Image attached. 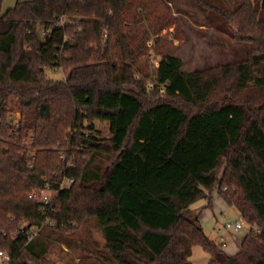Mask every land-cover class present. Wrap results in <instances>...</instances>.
I'll return each instance as SVG.
<instances>
[{"label":"trees","instance_id":"16d2710c","mask_svg":"<svg viewBox=\"0 0 264 264\" xmlns=\"http://www.w3.org/2000/svg\"><path fill=\"white\" fill-rule=\"evenodd\" d=\"M4 1L0 252L13 264H44L54 236L95 219L104 239L95 264H192L194 247L209 264H264V0H196L220 17V33L250 52L191 73L166 54L156 69L163 93L147 90V34L135 44L122 30L132 0H17L3 12ZM179 102L205 110L189 113ZM96 123L107 124L106 136ZM64 175L74 185L54 201L56 212L40 213L29 194ZM214 192L250 227L235 255L206 236L199 214H187L200 200L212 207ZM47 215L55 227L29 244L16 237Z\"/></svg>","mask_w":264,"mask_h":264},{"label":"rangeland","instance_id":"374dc122","mask_svg":"<svg viewBox=\"0 0 264 264\" xmlns=\"http://www.w3.org/2000/svg\"><path fill=\"white\" fill-rule=\"evenodd\" d=\"M240 1L237 0V3ZM16 2L17 0H5L3 12L13 8ZM130 7L122 30L135 44L142 40L145 33L147 34L145 36L144 54L140 56L143 64L142 70L149 75L146 80L156 73L149 58V54L153 52L157 55L156 60L166 54L181 59L185 73L235 64L243 61L250 52L249 44L235 42L216 29L215 25L222 21L217 14L206 6L205 1L132 0ZM135 16L139 19L137 23H134L133 18ZM117 52L118 50L114 49L111 50L110 54L111 56L114 55L113 58H115ZM46 74L49 78L57 80L66 76V73L62 71L47 70ZM140 75V73L137 75L138 79L141 78ZM178 106L189 113L205 110V106L187 105L183 102H179ZM18 114V110L13 112L9 117L10 122ZM96 125L105 136L108 134L107 124L96 123ZM224 161L222 169L226 166ZM222 169L218 173L219 177L222 175ZM207 204V200H200L191 206L187 214L190 215L194 209ZM220 204L217 203L214 210L211 208H209L211 210H205L201 215L200 223L206 236L214 241L218 247H221L220 237H225L227 247L222 248V250L231 254L235 252L234 249H240L242 240L250 227L245 224L241 234L226 231L227 220L241 219V215L236 208ZM65 237L70 241L71 247L63 240ZM63 238L54 236V244L44 264H95V253L100 252L104 247L101 229L95 219L88 220L78 230L66 236L63 235ZM80 255H83L84 258H80ZM210 260V255L201 247L193 248V254L190 258L192 264H209Z\"/></svg>","mask_w":264,"mask_h":264},{"label":"built area","instance_id":"2783aa9c","mask_svg":"<svg viewBox=\"0 0 264 264\" xmlns=\"http://www.w3.org/2000/svg\"><path fill=\"white\" fill-rule=\"evenodd\" d=\"M60 25H64V20L61 18ZM44 34V32L42 31ZM156 54L153 52L149 54L150 62L153 63L155 70L159 67L162 58H158L156 60ZM152 65V64H151ZM152 65V66H153ZM149 79V78H148ZM145 80L147 83V90L149 92L153 91L156 87L159 88V90L163 93L165 91V85H157L156 83V73L151 75V78L149 81ZM21 116L18 114L16 118H14L11 122V128L17 129L19 127ZM61 159L65 161L66 155L63 153L61 155ZM67 168L73 167V163L70 161H67L66 164ZM75 183V177L71 176H57V178L53 181H49L48 179L44 178L43 179V187L40 189H35L29 194V198L35 201L38 204V210L42 214H49V213H54L56 212V208H54V201L59 197V195L66 191L69 190ZM245 222L244 219H228L226 224H225V230L228 232H234L236 234H241L244 230ZM56 222L53 218L49 217L47 215L45 221L41 225H33V226H22L16 234V237L21 239L25 244L31 243L37 236H39L43 230L46 227H55ZM254 230L256 232H260V230L256 227H254ZM226 238L221 236L220 237V249L226 248L227 247V242ZM0 264H13V259L12 256L0 252Z\"/></svg>","mask_w":264,"mask_h":264},{"label":"crops","instance_id":"0c3cea01","mask_svg":"<svg viewBox=\"0 0 264 264\" xmlns=\"http://www.w3.org/2000/svg\"><path fill=\"white\" fill-rule=\"evenodd\" d=\"M217 203H221L222 205H225L226 207L228 206L226 203H225V201L223 200V198L217 193V192H214L213 193V197H212V207H207V205H205V206H201V207H199V208H197V209H194V211H192V212H190L191 214H199V220H200V222H201V215H202V213L205 211V210H207V209H209V208H211V209H213L214 210V208L216 207V204ZM220 204V205H221ZM211 209H209V210H211ZM235 250V252H233V253H229L228 255H235L239 250L236 248V249H234ZM226 252V251H225Z\"/></svg>","mask_w":264,"mask_h":264}]
</instances>
